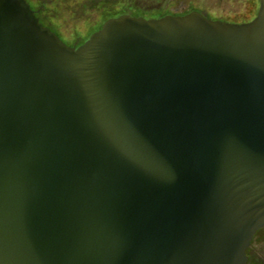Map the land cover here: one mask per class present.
<instances>
[{"label": "water", "instance_id": "1", "mask_svg": "<svg viewBox=\"0 0 264 264\" xmlns=\"http://www.w3.org/2000/svg\"><path fill=\"white\" fill-rule=\"evenodd\" d=\"M249 22L108 19L78 47L0 0V264H247L264 228V0Z\"/></svg>", "mask_w": 264, "mask_h": 264}, {"label": "rangeland", "instance_id": "2", "mask_svg": "<svg viewBox=\"0 0 264 264\" xmlns=\"http://www.w3.org/2000/svg\"><path fill=\"white\" fill-rule=\"evenodd\" d=\"M101 0H29L35 9H42L46 16L54 18L63 15L67 10L73 16L81 14L83 10L90 12L91 18L99 20L108 12L114 11V5L98 9L96 5ZM127 5L141 7L147 14L154 15L158 9L165 8L167 12L175 14L179 12L199 10L206 15L234 21H247L253 16L256 7L253 0H126ZM106 3V2H105ZM117 6V5H116ZM68 8V9H67ZM101 8V7H100ZM73 19H70L72 22ZM74 21V20H73ZM82 25V24H81ZM79 24L78 28L81 26ZM80 29V28H79ZM77 43V40H76ZM256 251L259 262L264 264V228L257 235L252 251ZM256 256V255H255Z\"/></svg>", "mask_w": 264, "mask_h": 264}, {"label": "trees", "instance_id": "3", "mask_svg": "<svg viewBox=\"0 0 264 264\" xmlns=\"http://www.w3.org/2000/svg\"><path fill=\"white\" fill-rule=\"evenodd\" d=\"M253 1L256 7L254 9L253 16L247 21H234V20H227V19H222V18L221 19L215 18L209 15H206L199 10H194V9L191 11H185V12H179V13L172 14V13L167 12L165 8H162V9H158L156 11V14L149 15L147 14V11L142 9L141 7H134L135 4L127 5L126 0H101L100 2H98V4L96 5L98 9H102L103 7H105V5L107 6L108 2H110L111 5L115 4L114 11L110 13L108 12L104 17L99 18V20L91 18L92 14L88 12V10H83L81 14H76L75 16H73L67 10V13L66 11H64V14L57 16V18L56 16L54 18L50 16H46L44 13H42V15H36V17L38 18L39 22L44 27H47L52 32H54L60 38V40H62L66 45L78 47L79 45L84 43L94 32L99 30L104 24V22H106L108 19L116 18L122 15H129L132 17H141L144 19H152V18H161L164 16H184L191 12H198L201 15H203L205 18H208L211 20H219V21H224V22H229V23H244V22H249L250 20H252L257 13L259 3H258V0H253ZM66 2L67 0H64V5L66 4ZM70 19H73L74 21L72 20L71 22ZM79 24L80 25L82 24L79 27L80 29L78 28ZM76 40H77V43H76ZM261 230H259L255 234V236L253 237L250 243L249 249L247 250V255H250L248 264H261L259 262V259L251 254L254 241Z\"/></svg>", "mask_w": 264, "mask_h": 264}, {"label": "flooded vegetation", "instance_id": "4", "mask_svg": "<svg viewBox=\"0 0 264 264\" xmlns=\"http://www.w3.org/2000/svg\"><path fill=\"white\" fill-rule=\"evenodd\" d=\"M27 1V3L29 4V6H30V8L33 10V12H34V14H35V16L36 15H42V13H43V11H42V9H35L33 6H32V4L29 2V0H26ZM64 38V37H63ZM249 249V248H248ZM252 255H256L255 257L256 258H258V256H259V254L254 250V251H252V253H251ZM249 257H250V255H248V260H249ZM247 264H248V262H247Z\"/></svg>", "mask_w": 264, "mask_h": 264}]
</instances>
